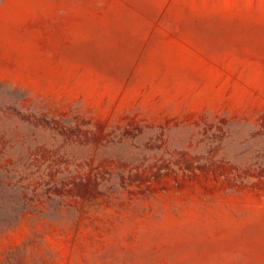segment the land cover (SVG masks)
<instances>
[{"label": "rangeland", "instance_id": "374dc122", "mask_svg": "<svg viewBox=\"0 0 264 264\" xmlns=\"http://www.w3.org/2000/svg\"><path fill=\"white\" fill-rule=\"evenodd\" d=\"M0 264H264V0H0Z\"/></svg>", "mask_w": 264, "mask_h": 264}]
</instances>
